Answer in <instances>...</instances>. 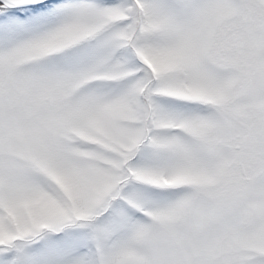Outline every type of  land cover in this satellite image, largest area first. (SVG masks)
I'll use <instances>...</instances> for the list:
<instances>
[{"label": "snow or ice", "instance_id": "snow-or-ice-1", "mask_svg": "<svg viewBox=\"0 0 264 264\" xmlns=\"http://www.w3.org/2000/svg\"><path fill=\"white\" fill-rule=\"evenodd\" d=\"M0 264H264V0H0Z\"/></svg>", "mask_w": 264, "mask_h": 264}]
</instances>
